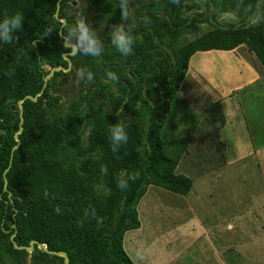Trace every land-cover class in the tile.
I'll list each match as a JSON object with an SVG mask.
<instances>
[{"label":"trees","instance_id":"1","mask_svg":"<svg viewBox=\"0 0 264 264\" xmlns=\"http://www.w3.org/2000/svg\"><path fill=\"white\" fill-rule=\"evenodd\" d=\"M72 1H60L58 16L66 20L61 27L54 17L57 0H0V21L17 12L25 17L11 43L0 40L1 264H27L28 253L14 247L13 233L17 245L36 240L48 250L66 252L69 264H135L123 236L140 227L137 205L147 188L185 195L192 186L190 177L176 173L178 147L173 156L166 147V125L187 108L178 86L189 58L245 44L264 70L263 0H128V12L131 1L137 5L127 19L121 0H84L97 17L91 30L102 51L69 56L72 67L83 70L82 83L91 80V85L81 88L79 102L64 114L54 87L57 78L63 84L70 73L55 72L44 87L43 78L52 67L68 65L62 53L71 48L64 46L63 35L77 22L68 13ZM219 13L236 20L217 23ZM204 21L216 23L201 30ZM118 26L133 37L128 56L112 42ZM41 89L36 101L22 103L21 142L12 150L19 128L17 100ZM119 123L126 126L128 141L114 152L109 130ZM121 180L124 188L118 187ZM28 263L64 264L37 244Z\"/></svg>","mask_w":264,"mask_h":264},{"label":"rangeland","instance_id":"2","mask_svg":"<svg viewBox=\"0 0 264 264\" xmlns=\"http://www.w3.org/2000/svg\"><path fill=\"white\" fill-rule=\"evenodd\" d=\"M83 1L73 0L68 13L93 29L97 17ZM136 5L130 2L128 14ZM196 9H203L201 2ZM216 19L236 20L224 13ZM211 22H201V30L213 27ZM68 72L54 87L64 114L79 102L81 88L91 85L82 83L74 67ZM178 93L187 108L166 125V147L170 156L178 147L176 173L190 177L192 186L181 195L150 185L137 205L140 227L123 236L125 252L134 263L264 264L262 66L245 44L198 51L189 58Z\"/></svg>","mask_w":264,"mask_h":264},{"label":"clouds","instance_id":"3","mask_svg":"<svg viewBox=\"0 0 264 264\" xmlns=\"http://www.w3.org/2000/svg\"><path fill=\"white\" fill-rule=\"evenodd\" d=\"M128 0H121V15L122 19H127ZM174 3H179V0H173ZM25 17L23 13L17 12L14 15L8 16L0 21V40L4 43H11L13 41V34L18 30L22 29ZM46 33L45 35H48ZM68 43L72 45L73 51H78L84 55L98 56L102 51V46L96 38L95 33L91 30L88 23L85 22L84 18H78L75 26L68 29L66 37ZM112 42L116 49L125 56L132 53V45L134 43L133 37L130 36L123 28L118 26L112 33ZM82 69L79 70L78 75L82 74ZM109 76L115 80L117 77L113 73H109ZM89 79H91V73H89ZM110 138L113 145L112 150L115 152L118 146L125 144L128 141V133L126 126L122 123L112 126L109 130ZM135 178V177H134ZM118 187L124 188L125 181L121 180Z\"/></svg>","mask_w":264,"mask_h":264},{"label":"water","instance_id":"4","mask_svg":"<svg viewBox=\"0 0 264 264\" xmlns=\"http://www.w3.org/2000/svg\"><path fill=\"white\" fill-rule=\"evenodd\" d=\"M60 1L61 0H57V2H56V10H55V13H54V17L61 22V27H62V26L65 25L66 20L63 17H59L58 16V11H59V8H60ZM66 37L67 36L63 35V44H64L65 47H70L71 51L62 53V57L67 61L68 65H67L66 68L63 67L62 65H58V66L52 67L48 71V73L44 76V78H43V81H44L43 87L46 85L47 81L52 78V76L54 75L55 72H57V71L68 72L71 69V67H72V63H71V61L69 59V56L70 55H74L76 53V51H73L72 45L67 42ZM42 91H43V89H41V91L38 92L35 96L27 94L23 98L17 100V106H18V111H19V128L14 133V139H15L16 143L13 145L12 150H15L19 146V144L21 142V140L19 138V134L23 130V126H22L23 119H24V117H23V104H22L23 101L25 99H30L32 101H36L37 97L42 93ZM11 158H12V155L10 156V161H11ZM8 169H9V166L3 172V177H4L3 189L4 190H7V178H6L5 174L8 171ZM10 238H11V241L13 242V245H14L15 248H17V249H25L27 251V253H28L27 259H29V255H30V253L33 250L34 244H37V247L39 249L49 253L51 256L56 255V256L62 257L63 258V263L64 264H69L67 253L64 252V251L48 250L47 247L43 243L38 242L36 240H30L29 246L17 245L15 243L14 239H13L14 238V233L10 236Z\"/></svg>","mask_w":264,"mask_h":264},{"label":"crops","instance_id":"5","mask_svg":"<svg viewBox=\"0 0 264 264\" xmlns=\"http://www.w3.org/2000/svg\"><path fill=\"white\" fill-rule=\"evenodd\" d=\"M239 47H240V45L237 46L236 48H239ZM236 48H234L233 50H236ZM226 51H228V50H226ZM203 52H205V51H203ZM210 100H211L210 102L212 103V102H214L215 99H214V98H213V99L211 98ZM212 104H213V103H212ZM135 256H136V255H135ZM137 256L140 257V256H142V255L139 254V255H137ZM135 264H156V263H135ZM157 264H162V263H157Z\"/></svg>","mask_w":264,"mask_h":264}]
</instances>
